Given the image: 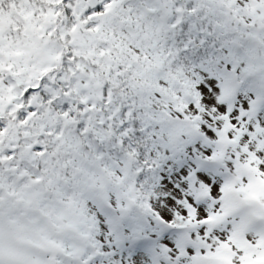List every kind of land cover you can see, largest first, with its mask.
Returning <instances> with one entry per match:
<instances>
[{"label": "snow or ice", "instance_id": "1", "mask_svg": "<svg viewBox=\"0 0 264 264\" xmlns=\"http://www.w3.org/2000/svg\"><path fill=\"white\" fill-rule=\"evenodd\" d=\"M0 264H264V0H0Z\"/></svg>", "mask_w": 264, "mask_h": 264}]
</instances>
